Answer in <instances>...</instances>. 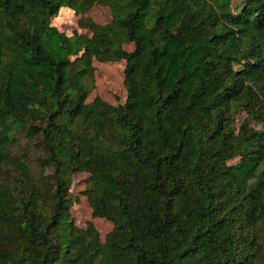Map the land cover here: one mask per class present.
I'll list each match as a JSON object with an SVG mask.
<instances>
[{
	"label": "trees",
	"instance_id": "trees-1",
	"mask_svg": "<svg viewBox=\"0 0 264 264\" xmlns=\"http://www.w3.org/2000/svg\"><path fill=\"white\" fill-rule=\"evenodd\" d=\"M231 2L0 0V264H264V0ZM94 4L90 37L51 25ZM93 59L124 62V104L86 102Z\"/></svg>",
	"mask_w": 264,
	"mask_h": 264
},
{
	"label": "rangeland",
	"instance_id": "rangeland-1",
	"mask_svg": "<svg viewBox=\"0 0 264 264\" xmlns=\"http://www.w3.org/2000/svg\"><path fill=\"white\" fill-rule=\"evenodd\" d=\"M245 0H232L230 4V13L233 16L239 17L242 13ZM90 18L98 25H106L111 21V11L108 7L94 4L84 14H76L72 9L62 8L56 17L51 19V25L57 28L66 36H71L74 33L80 35L91 36L87 29L79 26V20L82 18ZM134 46L132 43H125L122 49L131 52ZM94 68L93 88L86 100L90 103L95 97H100L113 106L122 105L126 99V91L123 86V69L124 62H100L96 59L92 60ZM236 70L241 69V65H235ZM245 123L249 128H257L255 121L249 117L246 111L241 110L235 117V133L238 128ZM236 159L231 161L235 163ZM86 174H75L72 178L70 193L77 201L70 208V214L75 226L84 229L88 223H91L99 234L100 240L103 242L105 236L112 230V224L105 219L94 218L92 210L89 206L87 198L82 195L86 188Z\"/></svg>",
	"mask_w": 264,
	"mask_h": 264
}]
</instances>
